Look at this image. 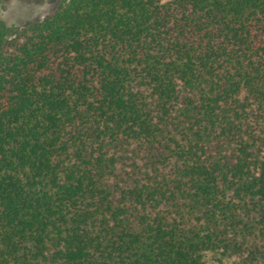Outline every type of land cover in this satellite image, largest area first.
Instances as JSON below:
<instances>
[{"label":"trees","instance_id":"1","mask_svg":"<svg viewBox=\"0 0 264 264\" xmlns=\"http://www.w3.org/2000/svg\"><path fill=\"white\" fill-rule=\"evenodd\" d=\"M0 264H264V0H64L2 38Z\"/></svg>","mask_w":264,"mask_h":264},{"label":"rangeland","instance_id":"2","mask_svg":"<svg viewBox=\"0 0 264 264\" xmlns=\"http://www.w3.org/2000/svg\"><path fill=\"white\" fill-rule=\"evenodd\" d=\"M64 0H0V40L12 36L22 26L40 20Z\"/></svg>","mask_w":264,"mask_h":264}]
</instances>
